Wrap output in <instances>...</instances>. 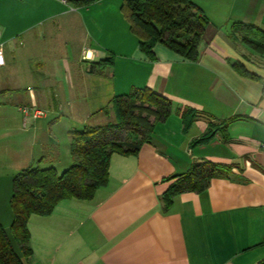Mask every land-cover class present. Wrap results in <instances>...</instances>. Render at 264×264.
Here are the masks:
<instances>
[{"label":"crops","instance_id":"0c3cea01","mask_svg":"<svg viewBox=\"0 0 264 264\" xmlns=\"http://www.w3.org/2000/svg\"><path fill=\"white\" fill-rule=\"evenodd\" d=\"M192 2L209 22L196 62L161 44L149 59L121 0H0V78L9 82L0 88V223L13 248L14 177L26 168L67 170L69 133L114 120L106 111L112 99L148 88L196 114L188 122L173 113L136 155H112L108 182L91 200H64L49 216L32 215V255L23 264L264 261V54L251 57L230 40L238 23L264 31V0ZM234 63L255 78L240 76ZM22 106L44 115L24 125ZM201 161L234 168L164 211L163 180Z\"/></svg>","mask_w":264,"mask_h":264},{"label":"trees","instance_id":"16d2710c","mask_svg":"<svg viewBox=\"0 0 264 264\" xmlns=\"http://www.w3.org/2000/svg\"><path fill=\"white\" fill-rule=\"evenodd\" d=\"M95 1L66 0V3L83 6ZM120 11L130 32L137 38L140 51L149 59L155 58L153 48L156 44L188 62L199 59L209 22L192 0H121ZM233 27L245 32L242 40L253 52L264 54V31L240 23ZM108 62L110 60L99 64ZM232 67L244 78H255L240 63ZM109 110L114 114L113 122L69 133L72 165L67 170L59 174L52 167L26 168L14 177L10 235L19 253L0 223V264H23L22 259L32 255L27 228L32 215L49 216L64 200H91L108 182L112 155H136L142 145L150 143L156 125L165 122L173 113L188 122L196 117L190 109H174L171 100L148 88H132L127 94L115 97L106 109ZM211 135H204L193 144L207 142ZM233 168V165L209 161L194 162L187 172L163 180L169 182L160 197L164 211L170 210L177 196L187 192L201 193L213 179L228 175Z\"/></svg>","mask_w":264,"mask_h":264},{"label":"rangeland","instance_id":"374dc122","mask_svg":"<svg viewBox=\"0 0 264 264\" xmlns=\"http://www.w3.org/2000/svg\"><path fill=\"white\" fill-rule=\"evenodd\" d=\"M68 5H71V4H68ZM243 34H245V32L242 29L237 31L233 27V29L231 30L230 38H231V40L235 46H237L239 49H242L243 53L249 54V56H251V57H255V54L253 53V51L243 42V40H242ZM251 53H253L254 55ZM7 84H9V82L7 83L6 78H4V77L0 78V88L4 89ZM109 122H113L112 116H111V118L109 117ZM13 246H14V248H17V244L15 242H13Z\"/></svg>","mask_w":264,"mask_h":264},{"label":"built area","instance_id":"2783aa9c","mask_svg":"<svg viewBox=\"0 0 264 264\" xmlns=\"http://www.w3.org/2000/svg\"><path fill=\"white\" fill-rule=\"evenodd\" d=\"M63 3H66V0H62ZM2 42H1V31H0V66L4 65V57L1 50ZM20 113L22 115V121L23 124L26 125L28 122H30L32 119L40 118L44 115V113L37 109H31L25 106H22L19 108Z\"/></svg>","mask_w":264,"mask_h":264}]
</instances>
